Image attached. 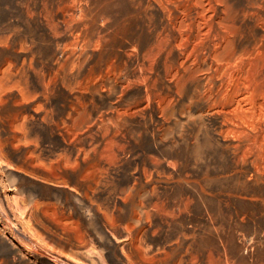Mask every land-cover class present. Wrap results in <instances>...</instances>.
<instances>
[{
  "label": "bare ground",
  "instance_id": "obj_1",
  "mask_svg": "<svg viewBox=\"0 0 264 264\" xmlns=\"http://www.w3.org/2000/svg\"><path fill=\"white\" fill-rule=\"evenodd\" d=\"M0 151L26 173L50 153L77 186L82 173L106 174L112 157L131 154L135 180L148 168L167 172L179 190L160 211L132 194L128 205L122 192L111 196L132 220L127 253L114 248L118 264H179L167 258L180 244L197 249L187 264H256L264 256V0H0ZM211 164L223 187L202 179ZM65 191L64 218H86L82 201L97 213L86 191ZM151 216L177 225L174 243L134 238L147 220L149 232Z\"/></svg>",
  "mask_w": 264,
  "mask_h": 264
},
{
  "label": "rangeland",
  "instance_id": "obj_2",
  "mask_svg": "<svg viewBox=\"0 0 264 264\" xmlns=\"http://www.w3.org/2000/svg\"><path fill=\"white\" fill-rule=\"evenodd\" d=\"M54 152L58 153V150ZM48 156L42 158V164L36 165L40 171L26 173L17 169L19 161L16 158L6 157L0 151V264H118L114 248L121 254L127 253L124 244L131 235L128 225L132 220L128 219L123 204L121 209L114 205L113 193L132 194V201L143 202L152 213L169 205L168 200L177 199L179 187H169L167 172L162 169L148 168L144 180H135L132 175L138 164L132 154L123 162L112 157L114 165L106 174L96 167L82 173L79 186L71 179L72 174L55 166L50 159L53 155L49 153ZM45 174L51 179L44 177ZM202 179L210 187L224 185V176L216 171L214 164L203 168ZM72 185L80 195L84 191L89 194L97 213L90 211L82 201L80 209L87 213L86 218H64V210L67 212L64 203L69 199L65 190ZM130 200L129 196L127 205ZM196 206L195 201L190 202L187 210L195 213ZM150 220L148 233L149 220L138 226L143 229L134 235L138 242L145 245L146 242L167 240L170 244L178 238L176 224L171 222L162 226L152 216ZM253 229V225L237 227L245 237H250ZM70 241H76V244L71 245ZM77 244L82 246L76 247ZM196 250L186 249V244L173 245L167 259L179 261L182 258L179 264H187L185 259L188 255L195 257ZM256 264H264V256Z\"/></svg>",
  "mask_w": 264,
  "mask_h": 264
}]
</instances>
